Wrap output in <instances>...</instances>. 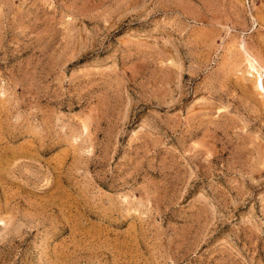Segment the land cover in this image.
I'll list each match as a JSON object with an SVG mask.
<instances>
[{
	"label": "rangeland",
	"instance_id": "1",
	"mask_svg": "<svg viewBox=\"0 0 264 264\" xmlns=\"http://www.w3.org/2000/svg\"><path fill=\"white\" fill-rule=\"evenodd\" d=\"M259 76L264 0H0V264H264Z\"/></svg>",
	"mask_w": 264,
	"mask_h": 264
},
{
	"label": "bare ground",
	"instance_id": "2",
	"mask_svg": "<svg viewBox=\"0 0 264 264\" xmlns=\"http://www.w3.org/2000/svg\"><path fill=\"white\" fill-rule=\"evenodd\" d=\"M253 66V65H252ZM253 68H255L254 66H253ZM257 70V69H256ZM259 73V72H258ZM258 78V77H257ZM257 86H261L262 87V89H264V84H263V81H262V78L259 76V78L257 79Z\"/></svg>",
	"mask_w": 264,
	"mask_h": 264
}]
</instances>
